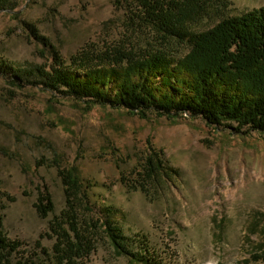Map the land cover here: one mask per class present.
<instances>
[{"label":"rangeland","instance_id":"obj_1","mask_svg":"<svg viewBox=\"0 0 264 264\" xmlns=\"http://www.w3.org/2000/svg\"><path fill=\"white\" fill-rule=\"evenodd\" d=\"M262 5L229 0L198 28ZM126 10V0H3L0 58L13 67L50 65L53 52L69 61L87 46L103 49L124 33ZM188 48L173 45L176 53ZM12 76L0 68V198L5 231L22 249L54 243L49 222L65 206L56 157L81 168L93 210L112 205L124 231L162 264H238L264 244V132L240 135L189 114L142 117L99 104L87 112L84 103ZM149 155L175 172L151 181ZM44 185L55 203L48 217L35 207ZM79 264L130 263L101 241Z\"/></svg>","mask_w":264,"mask_h":264},{"label":"trees","instance_id":"obj_2","mask_svg":"<svg viewBox=\"0 0 264 264\" xmlns=\"http://www.w3.org/2000/svg\"><path fill=\"white\" fill-rule=\"evenodd\" d=\"M126 2L125 29L116 43L98 50L87 46L69 61L53 52L50 65L13 67L0 58V68L11 70L17 81L84 103L87 112L99 104L142 117L148 112L169 118L189 114L240 135L264 132V5L201 29L199 24L220 15L217 8L229 0ZM175 43L189 48L176 53ZM52 164L65 193L64 208L49 222L52 248L37 242L27 251L22 241L9 237L3 214L7 204L0 198V264H45L43 256L49 264H79L101 241L130 264H162L145 242L139 245L124 231L112 205L93 210L92 184L79 166L63 165L60 157ZM162 170L174 171L160 157L146 158L144 171L151 181H161ZM40 188L35 207L48 217L55 203L49 187ZM252 262L264 264L263 242L238 264Z\"/></svg>","mask_w":264,"mask_h":264}]
</instances>
